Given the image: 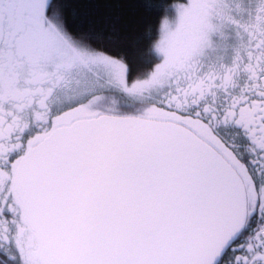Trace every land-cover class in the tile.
I'll return each mask as SVG.
<instances>
[{
    "label": "snow or ice",
    "instance_id": "obj_1",
    "mask_svg": "<svg viewBox=\"0 0 264 264\" xmlns=\"http://www.w3.org/2000/svg\"><path fill=\"white\" fill-rule=\"evenodd\" d=\"M0 264H264V0H0Z\"/></svg>",
    "mask_w": 264,
    "mask_h": 264
},
{
    "label": "trees",
    "instance_id": "obj_2",
    "mask_svg": "<svg viewBox=\"0 0 264 264\" xmlns=\"http://www.w3.org/2000/svg\"><path fill=\"white\" fill-rule=\"evenodd\" d=\"M138 20V17L133 18V20L130 22V30L134 29L135 31L139 32L143 30V27L141 25H138L136 21ZM153 20V26H154V20L155 18H152Z\"/></svg>",
    "mask_w": 264,
    "mask_h": 264
}]
</instances>
